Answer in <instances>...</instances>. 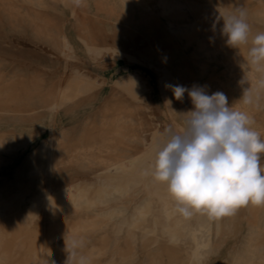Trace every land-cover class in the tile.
<instances>
[{
	"label": "bare ground",
	"instance_id": "bare-ground-1",
	"mask_svg": "<svg viewBox=\"0 0 264 264\" xmlns=\"http://www.w3.org/2000/svg\"><path fill=\"white\" fill-rule=\"evenodd\" d=\"M247 1L239 0L242 4ZM161 3L168 11V32L188 38L189 43L200 39L195 58H186V52L175 51V57H183L184 62L170 63L167 72L177 83V77L189 76L197 86V81L206 70L202 63L197 65L193 61H202L207 53L205 37L211 38L215 47L227 43V36L222 33L224 22L221 18L217 22L216 17L210 16L203 21L198 18L194 23L181 24L177 22L181 15L176 10L180 4L166 0ZM259 3L258 10L250 16L254 22L264 24V0H259ZM67 4L68 0H0V22L14 34L28 36L36 44L48 46L42 51L20 49L15 56L23 54V64L13 57L0 60V125H13L0 128V165L10 163V159L3 157L4 154L18 157L16 148L3 139L2 132H15L18 128L14 126L20 125L28 132L35 130L36 135H41L45 133L47 124L52 125L49 119L53 111L62 117L68 113L71 115L67 121L69 125L62 127L50 141L44 160L41 161L39 154H33L24 161L25 167L33 165L27 169L28 176H36L39 180L51 176L62 179L53 189L46 188L38 193L33 201L31 211L40 214L47 212L48 218L42 219L41 223H49V228L39 246L33 249V256L29 260H37L36 264H60L66 259L68 249L90 241L92 246L76 257L77 264H99L108 254L111 256L108 264H131L137 259V238L140 235L147 251L144 264H163L165 256L170 264H202L209 252L216 251L225 224L209 215L192 227L187 217L181 215L182 210L174 204L175 199L170 195L167 184L154 178L153 169L146 159L153 153L148 154L146 151L148 141L145 132L153 129L156 131L155 137L159 134L152 125L149 128L143 106L138 102L132 103L140 99V95L135 94L139 92V82L131 88L134 92L131 94V105L127 101L128 97L119 90H113L99 107L94 106L92 98H96L97 93L92 92L90 96L84 74H76L77 79L71 83L63 86L55 83L45 90L46 78L41 73L42 64L47 62L44 52L52 50L67 60L80 58L74 51L76 42L66 35L64 21L57 9ZM126 5L124 1L123 6ZM73 15L79 31L78 38L89 52L101 55L105 36L97 33L83 14ZM117 26L115 22L116 30ZM255 36L249 34L246 44H253ZM116 40L128 42L127 36L120 30L115 34ZM244 45H239L243 55L229 59L230 78L227 82L221 81L216 88L212 87L211 81L201 86L209 95L217 91L224 93L228 106L246 114L251 121V128L264 139V110L259 111L257 103L261 101L264 105V62L255 63L246 57ZM153 51L150 48L149 52ZM25 53L30 57L26 58ZM31 57L37 58L41 65L34 73L31 72L34 69ZM7 65L11 66L8 72L5 70ZM195 65L198 68L196 79L189 73ZM145 72L154 88L163 86L157 74L149 70ZM233 82L235 84L231 86ZM162 91L171 104V115H181L184 130L187 119L185 112L194 108L191 100L187 99L188 93L185 92L183 97L188 104H182L183 110L179 112L180 107L173 105L177 101L173 87H163ZM238 92H244L245 96L238 95ZM67 101L70 102L69 106ZM82 106L89 108L80 114L77 109ZM67 107L71 109L67 110ZM89 110L93 112L87 113ZM155 151L157 153V149ZM145 177L154 182L155 192L162 203V234L168 239V246H164L155 238V233L146 227L153 214V205L157 202L146 196L139 198L143 194L141 183ZM8 197L6 191L0 194V228L3 230L0 245L28 225L26 217L22 215L3 218L2 209L10 211L15 208ZM246 206V232L240 248L231 252L228 264H264V206ZM154 222L158 224L159 219L155 218ZM231 224L229 222V226ZM181 243L189 245L184 253L180 249Z\"/></svg>",
	"mask_w": 264,
	"mask_h": 264
},
{
	"label": "rangeland",
	"instance_id": "rangeland-1",
	"mask_svg": "<svg viewBox=\"0 0 264 264\" xmlns=\"http://www.w3.org/2000/svg\"><path fill=\"white\" fill-rule=\"evenodd\" d=\"M124 1L127 2L126 6H123ZM162 1L165 0H68L67 5H60L57 9L64 21L66 35L72 42H76V44L74 43L76 49L74 51L80 58L62 59L58 53L49 48L51 52H44L47 62L42 64L43 67H41V73L46 78L44 82L45 90L51 88L55 83L63 86L66 83L73 82L78 77L76 74L86 75L87 80L85 82L87 83L88 93L90 96L93 93H97V97L92 98L94 100L93 105L96 107H99L105 97L111 94L113 90H119L121 94L128 97L127 101L131 105L133 100L131 99V94H134L131 88H133L134 84L137 85L136 82H139V92L136 91L135 94L140 95V99H135L132 103L138 102L143 106V111L149 121L148 126L152 125L155 127L159 134L155 137L156 131L153 129H148L145 132L148 141L146 151L148 154L153 153V156L148 155L146 159L150 162L152 169L156 160L155 150L157 148L154 147L165 142L166 129L171 127L176 132L183 131L181 115H171V104L168 103L163 94V87L184 86L191 89L195 86V81H192L189 76H176L179 81L177 83V80L175 81L174 77L167 72L168 66L170 63L184 62L183 57H175V51L186 52V58L193 56L194 59L200 41V39H195L189 43L188 38L182 37L176 32H168V11L166 12L167 8L163 7ZM170 1L180 4V6L176 7V10L182 16L177 19V22L181 24L194 23L199 20L198 18L202 21L210 16L217 18L220 17V13L225 16L238 15L240 10H244L247 13L246 19L250 25L249 34L251 37L264 32V24L254 22L250 16L251 13H255L258 10L260 6L259 0H248L245 4L240 3L239 0H166V2ZM73 9L76 14H83L89 25L97 33L100 32L105 36V47L102 49L101 55L98 56L89 52L88 47L78 38L79 31L75 25ZM221 19L223 21V18ZM115 22L118 23L117 30ZM118 30L127 36V43L122 40L115 41V34ZM210 39L209 37L204 38L208 48L202 61H193V64L197 65L202 63L206 70L204 76L197 81L198 87L208 81H211L213 88L220 85L221 81L227 82L230 78L229 59L243 55L240 46L236 48L226 43L221 45V47H215ZM46 47L48 46L36 44L28 36L22 37L14 34L5 24L0 22V60H7L13 57L19 64H23V54L15 56L20 49L23 51H26V49L27 51L30 49L31 51H42ZM243 47L246 57L252 59L250 49L253 44H245ZM150 48L154 51L149 52ZM34 53L32 52L31 54ZM24 56L26 58L30 57L26 53ZM30 59L34 65V69L31 72L34 73L38 71L36 68L41 65L37 58L31 57ZM10 69V65L5 68L7 72ZM148 70L154 72L162 79L163 86L160 85L158 88H154L150 84L145 72ZM197 71L198 68L195 65L189 73L196 79ZM234 84V82L230 83L231 86H234ZM237 94L245 96L244 92H238ZM188 98V101H190L191 98L187 96ZM186 102L187 100L183 98L175 101L173 105L180 107L178 109L180 112L183 110L182 104H188ZM257 103L259 105L258 110L263 111V103L261 101H257ZM66 104L69 106L70 102L67 101ZM70 107H67V110H70ZM88 108L89 106H82L77 110L78 113L82 114ZM89 112L91 113L93 110L87 111V113ZM47 116L49 117V115ZM70 118V113L66 117H62L58 116V112L53 111L52 118L49 119L52 120V125L47 124L45 133L41 135H36L35 130L28 132L20 125L14 126L18 128L15 132H2L3 139L16 148L15 154L18 157L13 158L4 154L3 157L10 159V163L8 165H0V194L4 191L8 192V200L15 204L14 210L7 211L2 209L1 215H4L3 218L22 215L26 217L25 222L28 225L22 231H16L18 234L8 238L9 241L6 240L4 244L0 245V264L37 263V260H29V258L33 256V249L38 247L42 241V236L48 233L49 223H41L42 219L48 218L47 212L40 214L39 212L31 211L33 201L38 193L46 188L53 189L62 179H58L59 176H51L47 179L39 180L36 176H28L26 173L27 169L33 167V165L25 167L24 161L33 154H39L41 161L44 160L50 141L55 138L54 136L62 127L69 125L67 121ZM6 124L0 125V128L13 127L11 123ZM43 147L44 151L42 150V152L40 150ZM262 158L264 159V156ZM263 161L261 160V164ZM141 188L143 194L139 198L146 196L153 202H157V204L153 205V214L149 217L146 227L150 232L155 233V238L164 246H168V239L162 234V203L155 192V184L151 179L145 177L141 183ZM174 204L179 209L184 207L176 200ZM133 207L134 204L131 207V213ZM246 207L240 206L229 215L216 217L218 221L225 224L222 230V239L217 245L216 251L209 252L202 264H228L230 262L231 252L240 248L246 232V215L244 212ZM129 215L130 213H128ZM181 215L187 217L192 227H196L201 218L209 216L205 211L192 208L182 211ZM155 218L159 219L158 224L154 222ZM229 222H232L231 226H229ZM124 230H127V225ZM1 232L3 230L0 228V234ZM137 242V259L131 264H144L147 251L142 245L143 238L140 235L137 238ZM91 246L92 243L86 241L81 243L79 247H71L67 250L66 259L62 260L60 264H77L76 257L86 252ZM187 248H189L188 244L181 243L180 249L183 251L182 253ZM110 257L109 254L105 255L99 264H108ZM162 262L163 264H170L166 256Z\"/></svg>",
	"mask_w": 264,
	"mask_h": 264
},
{
	"label": "clouds",
	"instance_id": "clouds-1",
	"mask_svg": "<svg viewBox=\"0 0 264 264\" xmlns=\"http://www.w3.org/2000/svg\"><path fill=\"white\" fill-rule=\"evenodd\" d=\"M246 17L244 10L217 17V22L223 18L229 46L248 42ZM250 56L255 63L264 62V32L254 37ZM172 87L177 100L187 92L194 108L185 112L182 132L166 129L165 142L157 146L154 178L167 184L182 211L192 208L220 217L240 206H264V139L251 128L249 117L232 110L222 92Z\"/></svg>",
	"mask_w": 264,
	"mask_h": 264
}]
</instances>
